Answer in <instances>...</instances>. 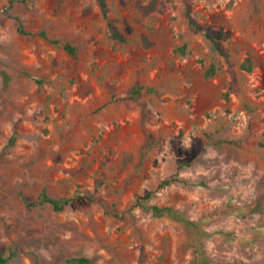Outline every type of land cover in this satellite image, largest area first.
<instances>
[{
    "label": "rangeland",
    "instance_id": "374dc122",
    "mask_svg": "<svg viewBox=\"0 0 264 264\" xmlns=\"http://www.w3.org/2000/svg\"><path fill=\"white\" fill-rule=\"evenodd\" d=\"M107 4L0 0V256L264 264V0Z\"/></svg>",
    "mask_w": 264,
    "mask_h": 264
},
{
    "label": "trees",
    "instance_id": "16d2710c",
    "mask_svg": "<svg viewBox=\"0 0 264 264\" xmlns=\"http://www.w3.org/2000/svg\"><path fill=\"white\" fill-rule=\"evenodd\" d=\"M98 3L101 7V10L103 12V14L108 17V4H107V0H98ZM108 26H109V30H110V35L112 38L114 39H121L122 36L118 31V28L116 27V25L114 24V22L112 20L108 21ZM18 31L21 34H30L33 36H40L44 39H46L47 41H49L50 43L53 44H57L62 46L63 48H65L69 53L71 54H77L78 52V48L76 47V45H74L72 42L68 41V40H63L60 38H53L51 37V35L48 33L47 30L42 29L40 31H30L26 28L25 24L20 20L19 21V25H18ZM207 35L211 38H215V36H217V38H220L222 35V31H219L216 35H213L210 32H207ZM218 41H216L217 43ZM210 74V73H209ZM8 77L5 75V80ZM154 91V88L152 86L149 85H137L136 87L133 88V90L131 91V97L132 98H138L139 96L145 94V93H151ZM15 140V137L12 138V141ZM174 178L172 179H166L161 183V186H165V185H169L171 182H173ZM150 196V195H149ZM41 198L44 202H48L50 203L53 208L55 210H63L71 201L72 198L68 197V196H64V197H60V198H55L50 196L46 191H43L41 194ZM140 202V201H139ZM153 210L155 211V213L157 214H170L173 216H178V218H180L181 220H185V218L181 215H179L176 210L172 207L169 206H158V205H153L152 206ZM9 262V257L6 256H0V264H8ZM78 263V264H96L95 260L91 257L88 256H73V257H69L67 259H65L62 263L60 264H71V263ZM197 263H201V264H209L207 260H205L204 255L201 251L198 252L197 255Z\"/></svg>",
    "mask_w": 264,
    "mask_h": 264
}]
</instances>
